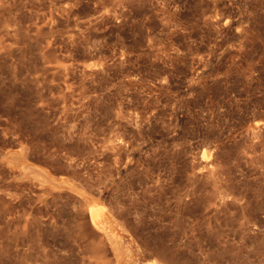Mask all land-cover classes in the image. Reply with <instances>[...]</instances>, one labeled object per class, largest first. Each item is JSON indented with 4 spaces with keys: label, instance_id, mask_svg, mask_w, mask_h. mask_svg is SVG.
Returning <instances> with one entry per match:
<instances>
[{
    "label": "rangeland",
    "instance_id": "374dc122",
    "mask_svg": "<svg viewBox=\"0 0 264 264\" xmlns=\"http://www.w3.org/2000/svg\"><path fill=\"white\" fill-rule=\"evenodd\" d=\"M162 260L264 264V0H0V264Z\"/></svg>",
    "mask_w": 264,
    "mask_h": 264
},
{
    "label": "bare ground",
    "instance_id": "6f19581e",
    "mask_svg": "<svg viewBox=\"0 0 264 264\" xmlns=\"http://www.w3.org/2000/svg\"><path fill=\"white\" fill-rule=\"evenodd\" d=\"M39 175V174H38ZM42 175L40 174V178H43V177H41ZM39 177V176H38ZM39 179V178H38ZM44 180V179H43ZM49 180H51V179H49ZM48 181V180H47ZM46 182V181H45ZM53 182V181H52ZM80 200V199H79ZM83 201V200H82ZM84 203V202H83ZM82 206V205H81ZM116 209V208H115ZM103 211V208L102 207H95L94 209H93V214H94V217H96L97 219L98 218H100V215H101V212ZM92 214V215H93ZM93 216L91 217V218H94ZM93 221V220H92ZM94 222V221H93ZM99 222V221H98ZM95 223V222H94ZM95 225H96V223H95ZM105 225V223L104 222H102V226H101V224H100V226L103 228V227H105L104 226ZM122 229V228H121ZM107 233V232H106ZM130 233V232H129ZM111 239V238H110ZM109 239V240H110ZM128 241V240H127ZM133 241V240H132ZM112 242V241H111ZM124 243V242H123ZM101 245V244H100ZM127 245V244H126ZM131 250V249H130ZM118 258V257H117ZM165 258V257H164ZM163 259V258H162ZM173 260V259H172ZM155 261V260H154ZM147 263H149V262H147ZM146 264V263H145ZM153 264H174L172 261H168V260H162V261H157V262H154Z\"/></svg>",
    "mask_w": 264,
    "mask_h": 264
}]
</instances>
